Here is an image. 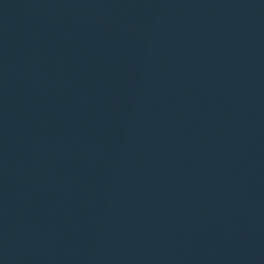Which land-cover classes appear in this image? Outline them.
<instances>
[{
    "label": "water",
    "instance_id": "1",
    "mask_svg": "<svg viewBox=\"0 0 264 264\" xmlns=\"http://www.w3.org/2000/svg\"><path fill=\"white\" fill-rule=\"evenodd\" d=\"M0 264H264V0H0Z\"/></svg>",
    "mask_w": 264,
    "mask_h": 264
}]
</instances>
